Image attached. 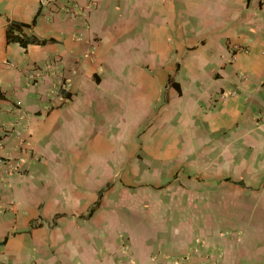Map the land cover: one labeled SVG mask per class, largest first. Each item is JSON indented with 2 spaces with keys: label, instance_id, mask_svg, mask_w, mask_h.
Here are the masks:
<instances>
[{
  "label": "crops",
  "instance_id": "crops-1",
  "mask_svg": "<svg viewBox=\"0 0 264 264\" xmlns=\"http://www.w3.org/2000/svg\"><path fill=\"white\" fill-rule=\"evenodd\" d=\"M7 158L0 264H264V0H0Z\"/></svg>",
  "mask_w": 264,
  "mask_h": 264
},
{
  "label": "trees",
  "instance_id": "trees-1",
  "mask_svg": "<svg viewBox=\"0 0 264 264\" xmlns=\"http://www.w3.org/2000/svg\"><path fill=\"white\" fill-rule=\"evenodd\" d=\"M7 41L19 43L22 47H27L30 44L44 45L50 43V41H41L35 38L26 36L24 33V27L20 24L11 23L7 28Z\"/></svg>",
  "mask_w": 264,
  "mask_h": 264
},
{
  "label": "built area",
  "instance_id": "built-area-1",
  "mask_svg": "<svg viewBox=\"0 0 264 264\" xmlns=\"http://www.w3.org/2000/svg\"><path fill=\"white\" fill-rule=\"evenodd\" d=\"M224 95H226V93H223V94H222V96H224ZM0 166H1V167H4V168L7 166V167H9V168L12 169V166H11V159H10V158H7V159L1 161V162H0ZM1 167H0V168H1Z\"/></svg>",
  "mask_w": 264,
  "mask_h": 264
}]
</instances>
